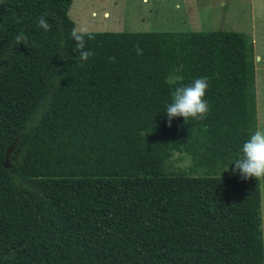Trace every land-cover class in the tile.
I'll list each match as a JSON object with an SVG mask.
<instances>
[{
    "label": "trees",
    "instance_id": "obj_1",
    "mask_svg": "<svg viewBox=\"0 0 264 264\" xmlns=\"http://www.w3.org/2000/svg\"><path fill=\"white\" fill-rule=\"evenodd\" d=\"M71 3L0 0V264H264L259 180L232 164L256 129L246 35L92 32L81 62ZM200 77L207 117L169 126Z\"/></svg>",
    "mask_w": 264,
    "mask_h": 264
},
{
    "label": "rangeland",
    "instance_id": "obj_2",
    "mask_svg": "<svg viewBox=\"0 0 264 264\" xmlns=\"http://www.w3.org/2000/svg\"><path fill=\"white\" fill-rule=\"evenodd\" d=\"M68 15L74 27L91 32L238 31L247 36L249 46L254 32L258 49L264 47L259 40L264 32V0H72ZM255 64L257 128L264 127V63ZM166 169L192 173L188 156L179 152L169 159ZM259 186L264 241V179H259Z\"/></svg>",
    "mask_w": 264,
    "mask_h": 264
},
{
    "label": "clouds",
    "instance_id": "obj_3",
    "mask_svg": "<svg viewBox=\"0 0 264 264\" xmlns=\"http://www.w3.org/2000/svg\"><path fill=\"white\" fill-rule=\"evenodd\" d=\"M47 13L37 18L39 27L45 31L51 29V24L47 20ZM22 17H18L16 22L20 23ZM71 38L76 42V50L79 52V60L86 62L95 55V51L88 47L87 41L95 39V34L86 27L71 30ZM17 44L27 45V37L21 32L16 38ZM136 54L143 55V49L136 46ZM115 57H109L110 62H115ZM209 82L206 77L196 78L190 84H180L172 92V99L166 106L168 124L174 117H184L185 121L191 117L203 120L210 110L209 102L204 99ZM234 171H239L243 179L255 178L264 179V127H257L251 132L249 138L243 143L241 155L235 159Z\"/></svg>",
    "mask_w": 264,
    "mask_h": 264
},
{
    "label": "crops",
    "instance_id": "obj_4",
    "mask_svg": "<svg viewBox=\"0 0 264 264\" xmlns=\"http://www.w3.org/2000/svg\"><path fill=\"white\" fill-rule=\"evenodd\" d=\"M207 5H210V3H208ZM260 13L262 14V12H260ZM246 38H247V36H246ZM252 38H253V40H252L251 47L253 49V56H255V58H254V73H255V70H256L255 62L257 61V62H263L264 63V47L262 45L261 46L259 45V49H258V40H257V38L254 37V32H253ZM259 40L264 41V32L262 33V38H260ZM260 48L262 50H260ZM254 87H255V84H254Z\"/></svg>",
    "mask_w": 264,
    "mask_h": 264
}]
</instances>
